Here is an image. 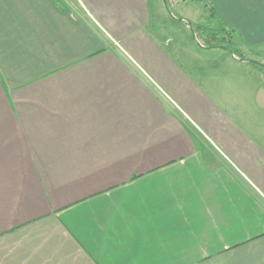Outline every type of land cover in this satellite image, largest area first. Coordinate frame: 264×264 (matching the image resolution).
I'll return each mask as SVG.
<instances>
[{"label": "crops", "instance_id": "crops-1", "mask_svg": "<svg viewBox=\"0 0 264 264\" xmlns=\"http://www.w3.org/2000/svg\"><path fill=\"white\" fill-rule=\"evenodd\" d=\"M210 2L264 63V0ZM169 17L0 0V264H264V72Z\"/></svg>", "mask_w": 264, "mask_h": 264}, {"label": "rangeland", "instance_id": "rangeland-1", "mask_svg": "<svg viewBox=\"0 0 264 264\" xmlns=\"http://www.w3.org/2000/svg\"><path fill=\"white\" fill-rule=\"evenodd\" d=\"M168 2H169V5L171 7L172 13L174 15V20L169 17L170 19L167 20L166 25L168 26L169 33H171V35L174 38V50L176 48V45H178L180 47L179 51L175 52V55L179 59H182V56L187 55L185 48L188 49V47L190 46L191 48H189V49L195 51V49H193V48H197V47L201 48L204 46V44H203L201 38H198V41L194 39V36H193V33H192L190 27H187L186 25L181 24L180 19H178V18H181L180 14L182 15V14H185V12L187 13L186 10L188 9L190 12H193L194 14L188 13L187 15L185 14V16L190 18V21L192 23H199V22L203 21V17L205 16V14L208 13V9H205L201 3L197 4L193 0H168ZM198 5H200L201 8H199ZM183 9H184V12H183ZM217 23H218L217 21H214L213 25L217 26ZM172 27H174V29ZM163 28L165 29V27H163ZM237 39L239 40L238 37H237ZM239 43H240V40H239ZM182 47L184 49H182ZM237 47L240 48L239 45ZM227 53L229 55H231V53L229 51ZM190 58H191V60L200 59V57L194 55L192 52H190ZM217 70L219 71V69H217ZM214 71L217 72L216 69ZM256 86H257V81H255L254 89H256ZM244 100H245V98L241 101V105H242V103L245 104ZM246 106H247V110H252L251 116H249L247 118V120H249L250 122H246V125H250V124L252 125V122L255 125L258 123L264 124V118H263V115L261 114L262 110H261L260 103L253 99L252 102H249V103L246 102ZM252 107H253V109H252ZM237 124L239 126H242V123H237ZM204 135H205V139H206V148L208 150H214V151L218 150L222 154L223 150L220 147H218L217 145L212 144L211 142H208L207 140L211 141V139L206 134H204ZM249 137L253 140H258V139L264 140V135H260L257 133H250Z\"/></svg>", "mask_w": 264, "mask_h": 264}, {"label": "trees", "instance_id": "trees-1", "mask_svg": "<svg viewBox=\"0 0 264 264\" xmlns=\"http://www.w3.org/2000/svg\"><path fill=\"white\" fill-rule=\"evenodd\" d=\"M195 3H201L208 13L203 17V21L192 23L185 21L190 27L194 39L198 41L201 38L204 46L208 49L219 48L229 51L238 56L242 60H247L248 63L258 70L264 72V63L250 58L244 51L238 48L239 40L236 37V30L230 28L225 22L219 19L218 13L210 2V0H193ZM166 7L172 12L168 0H165ZM214 21H217V26H214Z\"/></svg>", "mask_w": 264, "mask_h": 264}]
</instances>
